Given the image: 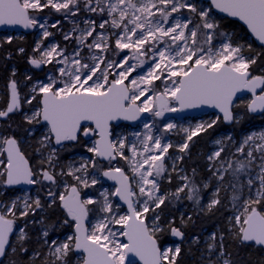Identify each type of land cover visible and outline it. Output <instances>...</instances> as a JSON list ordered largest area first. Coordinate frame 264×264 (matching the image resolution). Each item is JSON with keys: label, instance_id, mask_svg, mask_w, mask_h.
<instances>
[{"label": "rangeland", "instance_id": "1", "mask_svg": "<svg viewBox=\"0 0 264 264\" xmlns=\"http://www.w3.org/2000/svg\"><path fill=\"white\" fill-rule=\"evenodd\" d=\"M22 4L35 27L34 54L28 62L37 61L42 69L29 67L24 71L22 77L26 80L38 74L31 84L10 81L17 85L20 95V106L12 117L15 120L19 116L30 125L28 138H34L37 147L35 161L43 164L47 172L34 166L36 177L44 178H35L33 190L0 189V215L15 223L11 246L25 238V227L33 222L30 219L27 223L26 217L39 209L41 188L46 192L43 202L50 205L61 203L69 189L77 187L88 208L89 238L103 246L116 264H122L128 216L115 200L116 188L102 177L105 168L96 162L95 141L83 147L82 153L74 154L62 169L49 128L40 123V98L44 92L52 91L58 97L101 94L112 82L127 84L131 103L151 115L137 126L114 128L112 144L122 170L131 179L136 214L147 222L153 236L175 229H170L173 220L162 215L161 209L172 205L170 198L177 194L183 204L194 202L201 212L215 211L220 198L226 196L223 208L230 211L226 232L231 239L242 234L251 212L264 214V207L257 208L264 198V122L251 126L239 141L229 130L217 135L206 155L211 180L199 194L191 187L180 163L193 138L221 118L206 114L184 120L158 119L159 99L168 110L176 109L180 79L196 65L213 71L223 66L248 71L254 61L253 56L245 54L253 42L250 37L244 40L243 35L234 38L218 33V16L200 0H22ZM18 36L5 32L0 42ZM242 39L245 46L240 45ZM9 94V85L0 90V96L7 97V107ZM250 101L243 98L235 107H246ZM241 119L240 113H235V123ZM14 120L0 119V129L7 130L0 131V179L6 175L4 147L12 137L10 125ZM84 131L92 129L85 127ZM18 142L31 152L26 138ZM109 167L120 168L112 163ZM172 183L175 190L171 189ZM4 196L7 199L1 200ZM175 205L176 202L172 206ZM184 206L179 209L180 218H190L192 209ZM67 220L74 223L72 215H67ZM35 226L46 257L52 264H67L74 252L73 230L63 235L57 233L60 229L49 231L42 226V219ZM182 245L196 254L194 264H230L218 227L181 244L170 243L163 249V262L176 264ZM72 263L82 264L83 258L75 256ZM3 264L10 262L5 260Z\"/></svg>", "mask_w": 264, "mask_h": 264}, {"label": "water", "instance_id": "2", "mask_svg": "<svg viewBox=\"0 0 264 264\" xmlns=\"http://www.w3.org/2000/svg\"><path fill=\"white\" fill-rule=\"evenodd\" d=\"M209 4L220 18L237 22L246 30L254 44L264 49V0H200ZM35 31L29 12L21 0H0V35L10 32L30 35ZM30 66L39 71L42 65L31 61ZM264 80L253 77L250 72H237L223 66L209 70L196 65L180 79L175 95L176 109L168 110L159 99L158 119L184 120L206 114L218 115L226 127L235 123V104L250 98L249 109L255 116L264 114ZM9 104L5 120L20 106L17 85L11 83ZM131 94L124 82L110 83L101 94L71 93L58 97L52 91L44 92L40 98V123L49 128L56 148L76 144L82 128L89 126L97 135L96 157L104 163H115L116 151L112 144L113 127L137 126L150 118L131 103ZM7 160L6 188L31 190L34 172L15 139H8L4 147ZM103 179L116 188L115 200L126 211L128 219L125 230V257L122 264H163V248L151 234L145 220L139 218L134 208L132 182L119 168L108 169ZM61 208L74 217V254L83 258L82 264H116L107 250L89 238V213L83 197L75 187L70 188L62 200ZM13 222L0 216V264L10 248ZM185 236L174 231L173 239L183 241ZM242 241L264 250V217L259 213L249 216Z\"/></svg>", "mask_w": 264, "mask_h": 264}, {"label": "trees", "instance_id": "3", "mask_svg": "<svg viewBox=\"0 0 264 264\" xmlns=\"http://www.w3.org/2000/svg\"><path fill=\"white\" fill-rule=\"evenodd\" d=\"M216 31L222 35L231 34L234 38L243 35L244 40L249 37L246 30H244V28H242L237 22L220 17L216 20ZM243 39L241 40L243 43H240V45L245 46L246 42H244ZM35 43L34 33L27 36L20 35L10 41L2 40L0 42V90H5V86L9 85L11 80H19L20 82L27 81V83L30 84L37 80L39 77L37 73L36 75L34 74L32 79L26 80L25 76L22 77L24 71L31 67L28 59L34 54ZM250 47L249 50L245 51V54L251 57L253 56L254 61L249 67L248 72H250L253 77H260L264 80V49L256 46L254 42H251ZM6 107L7 97L5 95L0 96V112L4 111ZM234 113H240L242 117L238 124L234 123L232 126L226 127L221 120L218 121L215 125L194 137L190 142L187 152L183 155V159L180 163L181 167L183 168L184 174L191 187L197 190L199 194H203L205 184L211 180L212 172L208 170L209 165L206 162V155L210 150V144L214 141L217 135L229 130L231 131L234 140L239 141L251 126L264 122V118L260 119L259 116H255L250 111L249 105L246 107H235ZM262 116L264 117V114ZM7 118L9 120H14L12 115ZM3 126H5V124ZM10 127L12 139L19 141L20 138H26L30 143L32 147L31 152L27 151L22 145H20V148L31 166H35L36 169L42 170L43 173H46L47 170L44 165L35 161L36 159L33 154L37 150V147L34 138H28L30 125L18 116ZM2 130L7 132L4 128L0 129V131ZM83 151L84 150L81 147L67 145L63 149H58L56 152L57 161L62 165L61 168L63 169L65 162L70 156L76 153H82ZM116 164L120 166V169L123 168L119 160H116ZM227 183L231 185L230 181ZM0 189H6L4 177L0 179ZM171 189L175 190L174 183L171 184ZM39 192L41 198L40 207L36 210L34 215H28L26 217L27 223H29L30 219H32L33 222L30 225H26L25 238L14 246H11L10 244V248L5 256L4 260L9 261L10 264H52V260L46 257L47 253L44 248V243L40 237L39 230L36 229L35 222L37 220L42 219V226L49 231L60 229L57 233L61 235L67 231L73 230L74 223H69L67 220L68 214L61 208V203L54 202L49 205L47 202H43V199L46 196L45 189L41 188ZM4 199H7L6 196L1 198V200ZM170 199L174 204L176 202L175 207L172 206V203V205H165L161 209L162 215H165L167 219L169 218L173 220L170 229L175 228L180 230L185 235L186 239H188L191 236H201L204 230H212L218 227L223 235V250L228 255L230 264H264L263 249L245 244L242 241L241 235L234 239L228 237L226 232V218L229 212L223 208L226 204V196L221 197L215 211L210 212L199 211V207H197L194 202L189 203L184 201L185 204H183L180 194H177L176 197ZM181 205H186L184 207L192 209L189 211V214L191 215L190 218H187L186 216L180 218L179 209L182 207ZM263 207L264 198L257 205L259 210ZM222 208L223 211L220 213L219 211ZM257 213L264 217V214L261 211H257ZM156 238L158 239V237ZM164 239L169 240V235L167 234ZM163 242L164 241H159V243ZM75 256L74 252L71 253L67 264H73L72 260ZM195 257V253L190 252L185 245H182L176 264H194Z\"/></svg>", "mask_w": 264, "mask_h": 264}, {"label": "flooded vegetation", "instance_id": "4", "mask_svg": "<svg viewBox=\"0 0 264 264\" xmlns=\"http://www.w3.org/2000/svg\"><path fill=\"white\" fill-rule=\"evenodd\" d=\"M12 83V82H11ZM10 83V84H11ZM9 84V85H10ZM7 110V109H6ZM13 115V114H12ZM2 116V115H1ZM0 116V117H1ZM10 116V115H9ZM8 117V116H7ZM1 119V118H0ZM86 127H89V126H86ZM85 128V127H84ZM84 128H82V130H81V133H80V135H79V138H78V141H77V143L76 144H73V145H75V146H78V147H81V148H86V146L87 145H89V143L91 142V141H95V150H96V141H97V135H96V133L93 131V129L91 128V127H89V128H91L92 129V132H90V131H88V132H85L84 131ZM113 132V131H112ZM93 134H95V138L93 137ZM19 143V142H18ZM69 146H73V145H70V144H68ZM19 146H20V144H19ZM65 146H67V145H65ZM65 146H63L61 149H63ZM73 156V155H72ZM72 156H70L69 158H68V160L72 157ZM97 158V157H96ZM96 162L97 163H99V164H102V168H105L104 169V171H103V174H104V172L105 171H107L108 169H112V168H110L109 167V163H104V162H102V161H100V160H98V159H96ZM114 166H116L117 164H113ZM32 168H33V172H34V180H35V178H44V177H36V175H35V169H34V166H32ZM118 168V167H117ZM103 174H102V177H103ZM34 180H33V182H34ZM5 187H6V175H5ZM35 188V182H34V186H33V188L31 189V190H33ZM72 188V187H71ZM76 189H77V187H75ZM80 189V188H79ZM6 191H10V192H13L14 190H23V189H19V188H15V189H8V188H6L5 189ZM78 190V189H77ZM78 192L82 195V197H83V201H84V196H83V193H82V191L80 190H78ZM38 195L40 196V192L38 193ZM87 207V206H86ZM87 210H88V208H87ZM257 211H253V212H251L250 214H249V216L251 215V214H253V213H256ZM229 214H230V211H229ZM1 216V215H0ZM249 216L247 217V220H248V218H249ZM5 219H7V218H5ZM8 220H10V221H12L13 222V225H15V223H14V221L13 220H11V219H9L8 218ZM247 220H246V222H247ZM245 225H246V223H245ZM14 228V227H13ZM244 228H245V226H244ZM176 230H178V229H172L171 230V232L169 233V232H166V233H163V234H160V235H158V236H154L155 238L156 237H158V239L156 238V240H157V242H158V244H159V247L160 248H162V247H166L167 245H169L170 243H172V242H175V243H177V244H181V243H183V242H185L186 241V237L184 238V240L183 241H175L174 239H173V236H174V231H176ZM180 231V230H179ZM243 231H244V229H243ZM181 232V231H180ZM182 233V232H181ZM169 235V237H170V239L168 240L169 241V243H167V241H165V242H163V243H159V241H164L163 239H164V237L166 236V235ZM183 234V233H182ZM242 234H243V232H242ZM242 234H241V236H242ZM184 235V234H183ZM185 236V235H184ZM10 242H11V239H10ZM253 246V245H252ZM255 247V246H254ZM163 248V249H164ZM5 261V260H4ZM3 261V262H4ZM3 262H2V264H3ZM163 264H165L164 262H163Z\"/></svg>", "mask_w": 264, "mask_h": 264}, {"label": "bare ground", "instance_id": "5", "mask_svg": "<svg viewBox=\"0 0 264 264\" xmlns=\"http://www.w3.org/2000/svg\"><path fill=\"white\" fill-rule=\"evenodd\" d=\"M12 83H14V82H12Z\"/></svg>", "mask_w": 264, "mask_h": 264}]
</instances>
